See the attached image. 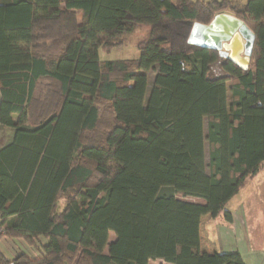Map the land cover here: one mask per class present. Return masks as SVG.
<instances>
[{"label":"trees","instance_id":"trees-1","mask_svg":"<svg viewBox=\"0 0 264 264\" xmlns=\"http://www.w3.org/2000/svg\"><path fill=\"white\" fill-rule=\"evenodd\" d=\"M224 12L256 35L247 68L188 42ZM141 25L139 57L101 59ZM0 94V242L40 251L0 264H246L200 223L264 168V0H0Z\"/></svg>","mask_w":264,"mask_h":264},{"label":"crops","instance_id":"crops-1","mask_svg":"<svg viewBox=\"0 0 264 264\" xmlns=\"http://www.w3.org/2000/svg\"><path fill=\"white\" fill-rule=\"evenodd\" d=\"M13 135L12 128L0 126V147L8 143ZM187 197L189 201L204 202L201 198ZM226 210L232 213L231 222H227L223 214L217 217L207 214L201 218V251L238 252L246 264H264V168L228 202ZM11 238L3 237L0 242L8 258L21 252L34 257L40 255L39 248L31 244L4 245L5 240ZM41 241L46 243L48 240L44 238Z\"/></svg>","mask_w":264,"mask_h":264},{"label":"water","instance_id":"water-1","mask_svg":"<svg viewBox=\"0 0 264 264\" xmlns=\"http://www.w3.org/2000/svg\"><path fill=\"white\" fill-rule=\"evenodd\" d=\"M256 35L241 19L229 13H218L208 23H195L188 42L202 48L219 51L221 57L229 58L247 68L252 55Z\"/></svg>","mask_w":264,"mask_h":264},{"label":"rangeland","instance_id":"rangeland-1","mask_svg":"<svg viewBox=\"0 0 264 264\" xmlns=\"http://www.w3.org/2000/svg\"><path fill=\"white\" fill-rule=\"evenodd\" d=\"M207 1V0H205ZM248 0H232L233 3L235 4H243L246 3ZM149 31V27L147 25H141L132 35L130 41L126 43L122 48H114L110 53L103 52L100 50V57L101 59H123V58H137L140 56L141 51L139 50L137 43L140 39L144 38ZM149 91H148V96L150 93V90L153 85V80L155 76V71L150 70L149 73ZM230 99H231V93H230ZM204 126H205V133L207 134L208 132V118H205L204 120ZM205 159H206V164L209 163L210 160V146L208 141L205 143ZM178 198H181L183 200H188L189 198L187 196H182V195H177ZM60 205L62 204L61 202L59 203ZM58 209H61L59 206ZM116 236L115 233L111 232L110 233V242L115 240ZM41 240H44V238H40ZM8 243H4V245L10 244V245H27L26 242L23 239H15L13 240L12 238L7 241ZM149 264H170L164 260L157 259V260H151Z\"/></svg>","mask_w":264,"mask_h":264},{"label":"built area","instance_id":"built-area-1","mask_svg":"<svg viewBox=\"0 0 264 264\" xmlns=\"http://www.w3.org/2000/svg\"><path fill=\"white\" fill-rule=\"evenodd\" d=\"M0 231H1V232L4 231V228L1 226V224H0Z\"/></svg>","mask_w":264,"mask_h":264}]
</instances>
